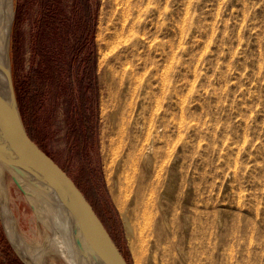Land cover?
<instances>
[{
    "label": "rangeland",
    "instance_id": "374dc122",
    "mask_svg": "<svg viewBox=\"0 0 264 264\" xmlns=\"http://www.w3.org/2000/svg\"><path fill=\"white\" fill-rule=\"evenodd\" d=\"M121 1L14 0L12 72L29 136L129 264H264V0H130L124 34ZM149 134L155 152L126 176L129 148L119 159L113 148L123 137L140 150ZM4 184L37 262L67 264L8 172ZM2 203L0 259L24 264Z\"/></svg>",
    "mask_w": 264,
    "mask_h": 264
},
{
    "label": "water",
    "instance_id": "95a60500",
    "mask_svg": "<svg viewBox=\"0 0 264 264\" xmlns=\"http://www.w3.org/2000/svg\"><path fill=\"white\" fill-rule=\"evenodd\" d=\"M14 20L15 16L12 30ZM9 51L11 57V46ZM11 59L4 57L1 62L8 86L7 93L0 91L1 167L25 196L29 190L37 192L65 220L83 264H129L75 181L29 136L18 106Z\"/></svg>",
    "mask_w": 264,
    "mask_h": 264
},
{
    "label": "bare ground",
    "instance_id": "6f19581e",
    "mask_svg": "<svg viewBox=\"0 0 264 264\" xmlns=\"http://www.w3.org/2000/svg\"><path fill=\"white\" fill-rule=\"evenodd\" d=\"M131 1L130 0H123L120 2L121 8H120L119 12L121 13V17H120L121 22L120 21L119 22L122 23V25H121V31H122L121 33L122 34H124L127 31V29L129 32H131V30H132V28L130 26V22L132 21V16H133L132 15V3H131ZM14 16H15L14 0H0V91L3 93L8 92V86H7V79H6L5 70H4L1 62L3 61L4 57L11 58L9 50H10V46H11V36H12L11 30H12V23H13ZM118 36H119V34H118ZM129 115H130V113H129ZM120 120H121V118H120ZM121 139H120V142L117 144V146L113 149L116 151V153L118 155L117 158L119 159L122 157L121 154L125 151V148L126 147L129 148V150H128L129 152L124 157L125 165L129 166V170L126 173L127 174L126 176H128L131 171L134 172V174H135L136 169H137L135 167L138 163L137 162L138 159L140 157L145 159V157H149L150 154L155 152L154 139L151 136V134H149L146 142L141 144L142 146H140V150L137 149V151H136V149H134L133 146L131 147L129 143H126V141L121 140ZM113 153L115 154L114 151H113ZM113 158H115V157H113ZM117 158L111 162L116 163ZM111 162H110V164H107V168H106L108 177L110 176L111 170L113 169ZM157 172H159V171H157ZM4 174H5L4 169L0 165V190L2 192V199H3L2 217H3L4 225L6 227L7 235L9 237V240H10L12 246L14 248H16L17 251H19L20 256L22 257V259L27 264H39L37 262L38 256L34 252H32L30 247L23 240L22 236H20L19 233L17 232L15 220L10 221L11 219L9 218V215H8L9 214L8 213L9 206H8L7 199H6L7 197L5 194L6 185L4 184ZM29 181L32 182L31 179H29ZM140 190H141V188H140ZM151 190H150V192L153 193V191H151ZM29 192L30 193H28V199L30 200L31 204L33 205V207L35 209V213H36L37 218L43 222V225L48 230L51 231L52 236L49 239L52 243V246L56 247V249L58 251L57 253H59L63 257V259H65L67 264H83L81 257H80V254H79V251L77 249V245L75 243L74 236L71 233V231L69 230L65 220H63L60 216H59L60 218L57 217L56 214L54 213L53 209L49 206V204L44 202L38 196L37 192H32L30 190H29ZM140 195H142V194H139V196ZM148 196H149V194H148ZM152 196H153V194H152ZM152 196H150V197L154 198V196L153 197ZM150 197H148V198L146 197V198L149 199ZM149 201H153V199L152 200L149 199ZM149 201L146 200L147 203H149ZM149 204H151V202ZM148 205L147 204L145 205V209H144L145 212H143V213H147L149 211L150 208ZM153 206H155V205H153ZM153 206H151L152 209H153ZM147 215H149V214H147ZM147 219H148V217L146 218V220ZM150 222H151V219H148L147 222H144L145 223L144 227H143V228H145L144 231H146V228H148ZM143 228L142 229L140 228V229L143 230ZM126 232L128 234L129 244H130V246H133L132 234L134 233V229L130 225L128 219L126 221ZM40 264H42V262Z\"/></svg>",
    "mask_w": 264,
    "mask_h": 264
},
{
    "label": "flooded vegetation",
    "instance_id": "af4514ba",
    "mask_svg": "<svg viewBox=\"0 0 264 264\" xmlns=\"http://www.w3.org/2000/svg\"><path fill=\"white\" fill-rule=\"evenodd\" d=\"M28 132V131H27ZM1 260H3V263L2 264H14V263H12L10 260H8V257H6V258H4V259H0V262H1ZM18 263V262H17Z\"/></svg>",
    "mask_w": 264,
    "mask_h": 264
},
{
    "label": "trees",
    "instance_id": "16d2710c",
    "mask_svg": "<svg viewBox=\"0 0 264 264\" xmlns=\"http://www.w3.org/2000/svg\"><path fill=\"white\" fill-rule=\"evenodd\" d=\"M19 264H22L19 260H16Z\"/></svg>",
    "mask_w": 264,
    "mask_h": 264
},
{
    "label": "crops",
    "instance_id": "0c3cea01",
    "mask_svg": "<svg viewBox=\"0 0 264 264\" xmlns=\"http://www.w3.org/2000/svg\"><path fill=\"white\" fill-rule=\"evenodd\" d=\"M12 262V261H11ZM13 263V262H12ZM19 264V263H18Z\"/></svg>",
    "mask_w": 264,
    "mask_h": 264
}]
</instances>
